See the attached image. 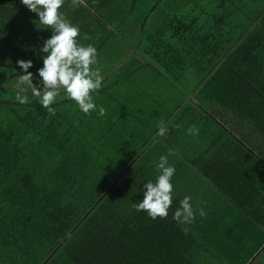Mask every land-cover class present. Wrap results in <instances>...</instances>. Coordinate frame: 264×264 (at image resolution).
Wrapping results in <instances>:
<instances>
[{
    "label": "trees",
    "instance_id": "trees-1",
    "mask_svg": "<svg viewBox=\"0 0 264 264\" xmlns=\"http://www.w3.org/2000/svg\"><path fill=\"white\" fill-rule=\"evenodd\" d=\"M126 1L74 5L68 0L77 16L67 18L78 25L95 22L94 34L91 27L80 28L82 43L89 34L101 45L119 41L124 46V41L138 46L161 73L185 77L189 84L184 90H201L205 105L244 118L261 145L257 142L256 150L248 146L247 160L240 164L224 162L223 170L216 166L208 179L231 202L248 208L260 176L250 171L258 160L254 151L264 154V0H182L181 16L171 14L180 7L167 0L166 12L172 16L153 31L145 26L156 12L140 27L150 7L133 17L125 6L141 8L144 3ZM24 10L20 0H0V71H19L17 59H32L33 72L40 64L34 50L50 31L39 29L35 16ZM21 22L29 26L21 27ZM0 84L4 93L13 94L0 95V264H179L187 259L190 225L174 220L173 208L156 219L132 208L149 178L133 172L130 162L118 175L110 166L105 172L94 166L93 156L73 143V116L62 107L63 99L53 116L35 103L30 90ZM18 91L31 102H17ZM190 100L186 97L172 114L180 122L174 125L170 117L168 131L192 116Z\"/></svg>",
    "mask_w": 264,
    "mask_h": 264
},
{
    "label": "crops",
    "instance_id": "crops-1",
    "mask_svg": "<svg viewBox=\"0 0 264 264\" xmlns=\"http://www.w3.org/2000/svg\"><path fill=\"white\" fill-rule=\"evenodd\" d=\"M67 1L61 10L66 17L77 16L75 8L71 9L72 5ZM76 1L74 5L84 4L88 0ZM132 1H136L137 5L140 1L144 3L141 8L125 6L133 17L142 16L150 7L140 27L148 24L152 11L156 12L153 20L145 26L150 31L163 19L171 17L173 12L178 16L183 15L182 0H172L180 9L171 10L170 15L166 12L167 0L164 3L163 0H127L126 3ZM24 11L31 17L35 16L27 9ZM20 15L18 17H22ZM84 16L87 15L83 13L81 17ZM21 23V27L29 26L27 22ZM94 24V21L91 24L80 22L79 27H91L95 31L90 34H94L98 32ZM136 37L138 41V35ZM97 40L89 34L84 36V42H94L92 44L98 50L103 49L105 45L98 44ZM114 43L119 44V41ZM122 43L124 46L119 45L122 54L114 53L115 65L102 62L96 65L103 81L94 99L105 107L103 117L95 114L85 116L73 102L61 96L62 107L69 108L73 116V123L69 127L70 135L75 139L73 143L76 142L78 147L92 155L94 166L97 165L104 172L110 166L111 173L118 175L121 168L130 162L133 172L142 173L152 180L155 179L154 164L159 155H167L171 151L169 161L175 165L176 172L173 176L174 197L170 207L174 210L184 195H190L195 213L192 222L186 224L188 227L190 225L192 234L191 250L187 259L179 264H264V154L258 155L254 151L260 165L252 162L250 171H258L260 176L255 179L258 187L248 208H241L231 202L208 179L214 175L216 166L223 170L224 162L235 165L246 161L247 147L256 150V143L261 145V139L247 126L244 118L224 107L213 104L210 108L208 104L205 105L201 90H191V86L184 90L189 84L185 77L161 73L157 63L148 59L138 46L129 47L124 41ZM124 55L125 61L121 62ZM7 71H0V74L8 77L7 81L3 78L0 82L16 83L19 71ZM108 76L113 77V81L108 80ZM186 97L191 99L189 105L194 111L192 116L175 130L167 131L166 136H157L156 129L160 120L167 123L171 117L174 125L180 122L176 120L177 117L174 120L172 114L182 106ZM190 126L197 129L195 134L187 131ZM231 167L235 170L234 166ZM197 209H203L205 215L201 217Z\"/></svg>",
    "mask_w": 264,
    "mask_h": 264
},
{
    "label": "clouds",
    "instance_id": "clouds-1",
    "mask_svg": "<svg viewBox=\"0 0 264 264\" xmlns=\"http://www.w3.org/2000/svg\"><path fill=\"white\" fill-rule=\"evenodd\" d=\"M73 4L76 0H72ZM20 3L31 13L35 21L41 25L39 29L50 31L43 39L35 55L40 64L35 71L32 59H17L19 73L16 75V87L21 91L30 90L35 103L49 115L56 114V104L63 95L73 102L80 113L85 116L95 114L103 117L105 107L94 99L102 87L103 76L98 67L97 48L92 43L81 42L80 27L66 17L61 10L65 0H20ZM15 99L24 104L30 103L27 95L17 92ZM168 125L160 120L156 135L166 136ZM188 132L195 134L197 129L189 127ZM171 151L159 155L154 167L155 179H147L142 184L140 199L132 204L136 211H144L152 218L165 217L173 202V176L175 165L169 161ZM190 195H184L172 213L173 219L189 224L194 219V208ZM203 217V209L196 210Z\"/></svg>",
    "mask_w": 264,
    "mask_h": 264
},
{
    "label": "rangeland",
    "instance_id": "rangeland-1",
    "mask_svg": "<svg viewBox=\"0 0 264 264\" xmlns=\"http://www.w3.org/2000/svg\"><path fill=\"white\" fill-rule=\"evenodd\" d=\"M21 26H22V23H21ZM113 49H114V51H113ZM98 53V56H99V61H98V63L100 64L101 62L102 63H108L110 66H112V65H115V62H114V60L116 59L115 57H114V53H116V54H122V52H121V49H120V46H119V44L117 43H109V44H107V45H105L104 47H103V49H100V51H98L97 52ZM114 57V58H113ZM2 60H5V58L4 57H2ZM108 61V62H107ZM107 64V65H108ZM5 71H7V69H5ZM8 72V71H7ZM3 78H5L4 80L5 81H7L8 80V77H6V76H3L2 74H0V80L1 79H3ZM108 80H111V81H113V77H111V76H108ZM13 83H14V85H16L15 84V82L13 81ZM13 83H10V84H13ZM15 91V90H14ZM13 91V92H14ZM17 94V93H16ZM0 95L1 96H10V97H12L13 96V94L12 93H10V92H8V93H4V91H2L1 89H0ZM91 119V118H90ZM260 164V163H259Z\"/></svg>",
    "mask_w": 264,
    "mask_h": 264
}]
</instances>
